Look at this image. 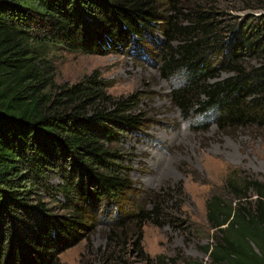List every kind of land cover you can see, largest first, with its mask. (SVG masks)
I'll use <instances>...</instances> for the list:
<instances>
[{
    "label": "trees",
    "instance_id": "16d2710c",
    "mask_svg": "<svg viewBox=\"0 0 264 264\" xmlns=\"http://www.w3.org/2000/svg\"><path fill=\"white\" fill-rule=\"evenodd\" d=\"M183 1L0 0V264H59L98 226L110 249L126 245L124 230L134 225L139 247L143 224L162 218L166 204L162 193L146 195L152 209L140 205L115 148L148 125L135 113L140 97L112 100L95 75L47 93L53 79L41 66L42 48L154 59L163 79L183 77L170 98L184 116L209 113L221 130L264 129V14L222 35L211 12ZM251 59L258 63L249 66ZM227 187L239 202L252 192L254 210L217 196L208 201L216 233V245L204 248L209 264H264V182L231 178ZM147 260L203 264L179 255Z\"/></svg>",
    "mask_w": 264,
    "mask_h": 264
},
{
    "label": "rangeland",
    "instance_id": "374dc122",
    "mask_svg": "<svg viewBox=\"0 0 264 264\" xmlns=\"http://www.w3.org/2000/svg\"><path fill=\"white\" fill-rule=\"evenodd\" d=\"M185 3L211 12L222 35L251 14H264V0H184L183 6ZM155 36L165 42L158 27ZM39 57L53 79V85L45 91L52 95L59 94L61 87L95 75L112 100L135 94L140 97L135 113L148 125L140 136H124L115 148L125 156L133 187L141 193L140 205L150 210L153 203L146 195L166 193L160 200L166 204L159 207L163 217L143 224L139 247L133 246L137 236L134 225L124 230L126 245L110 249L106 247L105 227L98 226L62 252L59 264H150L147 258L153 260L158 255L167 259L179 255L209 264L204 248L216 245V233L207 221V203L217 196L231 202L233 208L242 204L253 213L256 196L248 192L247 198L239 202L232 197L227 182L231 178L239 185L255 178L264 182V129L253 126L221 130L209 113L184 116L170 98L172 89L184 83L183 77L163 79L154 59L136 60L129 52L84 55L51 46L42 48ZM248 62L249 66L258 63L255 59ZM226 76L223 73L220 78ZM46 202L55 212L63 213ZM227 234L236 238L233 231ZM248 244L257 251L252 242Z\"/></svg>",
    "mask_w": 264,
    "mask_h": 264
}]
</instances>
